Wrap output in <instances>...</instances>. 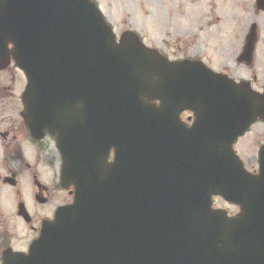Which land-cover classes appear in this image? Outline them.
<instances>
[{
	"label": "water",
	"instance_id": "1",
	"mask_svg": "<svg viewBox=\"0 0 264 264\" xmlns=\"http://www.w3.org/2000/svg\"><path fill=\"white\" fill-rule=\"evenodd\" d=\"M12 59L27 75L22 117L33 138L56 136L75 198L2 264H264V145L258 175L234 152L264 93L199 59L170 62L132 30L118 42L92 0H0V69ZM183 109L196 120L182 134ZM215 195L241 212L213 209Z\"/></svg>",
	"mask_w": 264,
	"mask_h": 264
},
{
	"label": "rangeland",
	"instance_id": "2",
	"mask_svg": "<svg viewBox=\"0 0 264 264\" xmlns=\"http://www.w3.org/2000/svg\"><path fill=\"white\" fill-rule=\"evenodd\" d=\"M99 2L107 11L105 15L115 26L117 35L126 29H134L149 46L160 48L174 59L196 54L212 56V66L216 69L224 67L225 72L249 79L253 82V86L262 89L264 12L258 11L256 0H100ZM253 22L258 23L259 31L255 61L252 67H242L237 63V57L242 51L244 35L249 32ZM255 76L257 78L254 81ZM25 86L26 76L15 64L0 71V131L6 132L5 130L10 129L12 131L10 140L14 135H18L22 147L25 146L22 151L23 157L20 158L22 160H15L8 166L6 163L8 155L3 151V145L7 142L0 137V238L8 233L9 245L14 249L25 246L22 243H29L34 234L30 226L17 215L18 202L22 200L30 209L34 208L32 195L36 185L33 176L38 174L41 183L53 184L57 174L55 168L54 171L50 169L48 165L50 162L45 161L44 156L35 159L36 152L26 140L27 131L23 129V120L20 117L23 110L20 95ZM263 139L262 126L257 124L252 132L240 138L241 143L238 145L242 150L240 152L242 154L246 152L250 148L249 145H255L254 149L257 150L256 143ZM51 151L52 155L57 152L54 148ZM250 164L249 162V168ZM10 169L18 175V184L15 188L3 184L2 181V177L11 176ZM216 205L226 207L222 199H219ZM3 240L7 243L5 239Z\"/></svg>",
	"mask_w": 264,
	"mask_h": 264
},
{
	"label": "flooded vegetation",
	"instance_id": "3",
	"mask_svg": "<svg viewBox=\"0 0 264 264\" xmlns=\"http://www.w3.org/2000/svg\"><path fill=\"white\" fill-rule=\"evenodd\" d=\"M94 1H98V4L101 5L99 3L100 0H94ZM127 30L128 29H126L124 31H127ZM124 31H122V32H124ZM247 34L248 33H246L244 35L243 45H245V43H246L245 41H246ZM163 55L168 57L171 62H174L176 60H184L187 58L196 59V60L201 59L207 66H209V67L211 66L217 72H224L228 76L236 78L238 81L242 80V78L233 76L229 72H225L224 67H221L220 69H216L214 66H212L213 65L212 64L213 63V57L212 56L206 57L205 55H201V54L197 55L196 54V55H187V56L184 55L181 57H176L174 59L172 57H169V55L166 52ZM237 61H238V57H237ZM240 65H242V67L247 66V64L245 62H243ZM256 78H257V76H255V78H253V80L255 81ZM23 91H22V93H23ZM150 102L155 106L161 105L160 99L157 98V96L156 97L154 96L153 99L150 100ZM20 103H21V107L23 108L22 94L20 95ZM22 111L20 113L21 119H22ZM180 112L181 113L179 115V118L176 121L177 126H174L173 128L177 129V130L180 129L181 133L183 134V132L188 131L190 129V127L195 124L196 117H195V114L193 113V111H190V110L188 111L186 109H183ZM22 120H23L22 127L24 130L27 131V135H28L26 140L31 145V148L34 149V152H36L35 153L36 154L35 159H38V158L41 159V157L44 156L45 161L50 162V164H48L50 169L52 168V170L54 171V168H55V172L57 173L55 176V179H54L55 180L53 183L54 185L51 184L50 182L47 184L41 183L38 179L39 178L38 174H35L33 176V179H34V183L36 185V190L33 192V195H32L34 202H35L33 205L34 208L30 209V207L27 205L29 207L28 208L29 210L26 211L27 213H24L23 216H21L19 214V212H18L19 209L17 211V215L21 219H23L25 224L30 226V229L32 230V232L34 234H33V237L29 240V243H27V242L22 243V244H25V246H21L20 248L15 249V250L28 252L29 246L31 245V243L34 241V239H36L40 235L43 223L47 220L50 221V220L54 219L56 211L59 208H61L62 206H67V205L72 204V202L74 201V197H75V194H74L75 187L74 186L67 187V186H65V184H62V175H63L62 168H63V164L65 161H64L62 151L59 150L58 141L56 140V136H53L49 132H46L44 138H42L40 140H34L31 136V131L28 129V127L26 125L25 120L24 119H22ZM3 121H5V120H3ZM257 124L259 126H262V130H263V134H264V120H262V119L257 120V122L254 125H252V127H250L249 131L246 134L252 132L253 127L256 126ZM168 128H172V127L168 125ZM5 131L6 132L0 131V137L3 138L7 142L4 144L5 146L3 145V151L8 155V159L6 158V161H8V162H6V163L9 166V163L14 162L15 160H22L20 158L23 157L22 151L25 149V146L22 147V145L19 141L18 135H14L13 138H11V140H10V134L12 132V131H10V129L5 130ZM246 134L242 137H245ZM240 138L235 143V145L237 144V146H235V151L237 153H239L243 163L245 164L246 169L249 170L250 173H252L253 175H258L260 172V164H259L260 149L264 145V139L262 141L256 143L257 144V150L254 149L255 145L254 146L249 145L250 148L247 149L246 152L244 151L242 154L240 152L242 150L238 147V145L241 143L239 141ZM53 148L55 151H57V152H55L56 154L54 153V155H52L53 152L51 151V149H53ZM114 156H115V148L110 151V154L108 157L110 163L114 162ZM249 162L252 164V165L250 164V166H251L250 168L248 167ZM10 174L11 175L14 174L18 178L17 173L14 172L12 169H10ZM51 176L52 175H50V177ZM2 178L4 180H6V176H4ZM4 180H3V183H4ZM50 185H51V187H50ZM18 193L21 195L20 191H18ZM219 199H222L225 202L226 207L216 205L217 201ZM21 202H22V200L18 203V206L21 204ZM214 207L215 208L221 207V208L228 209L229 215H232V216L235 214H238V212L241 210L240 206L228 203L223 198H221L220 196H216L214 198ZM234 209H237V210L233 211ZM26 215H27V217H26ZM8 238H9L8 233H6V235L3 238H0V244H1L0 246H2L3 250L6 249L7 244H9ZM3 239H5L7 241V243L4 242ZM3 250H1V251H3ZM1 258H2V255H1Z\"/></svg>",
	"mask_w": 264,
	"mask_h": 264
}]
</instances>
